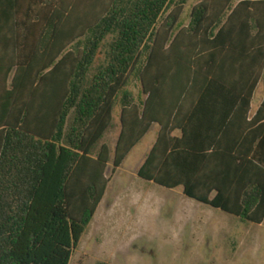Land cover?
<instances>
[{"label": "trees", "instance_id": "16d2710c", "mask_svg": "<svg viewBox=\"0 0 264 264\" xmlns=\"http://www.w3.org/2000/svg\"><path fill=\"white\" fill-rule=\"evenodd\" d=\"M188 1L0 0V264H69L152 125L139 179L262 224L264 0Z\"/></svg>", "mask_w": 264, "mask_h": 264}, {"label": "rangeland", "instance_id": "374dc122", "mask_svg": "<svg viewBox=\"0 0 264 264\" xmlns=\"http://www.w3.org/2000/svg\"><path fill=\"white\" fill-rule=\"evenodd\" d=\"M197 1H188L183 24ZM117 117L118 108L94 154L102 143L112 151L119 132ZM156 132L157 126H151L113 175L109 163L105 197L69 264H264V221L242 222L184 197L180 188L167 190L136 177Z\"/></svg>", "mask_w": 264, "mask_h": 264}, {"label": "crops", "instance_id": "0c3cea01", "mask_svg": "<svg viewBox=\"0 0 264 264\" xmlns=\"http://www.w3.org/2000/svg\"><path fill=\"white\" fill-rule=\"evenodd\" d=\"M186 25V24H185ZM262 82H264V70H263V72H262V75H261V77H260V79H259V81H258V83H257V85H256V87H255V89H254V91H253V93H252V97H251V102H250V114H249V116H250V118L255 114V112L258 110V108H259V106H260V104L262 103V101H263V98H264V84L262 85V91L261 92H258V89H259V86H260V84L262 83ZM261 89V88H260ZM229 93H231V92H229ZM223 104H220V103H218L217 104V106L215 107V109H219V110H221V109H224V108H226V106H222ZM233 108V107H232ZM235 108V107H234ZM152 126H157V125H152ZM151 128V127H150ZM157 132H158V126H157ZM157 132H156V135H157ZM107 133V132H106ZM147 134V133H146ZM144 138V137H143ZM142 138V139H143ZM155 139H156V137H155ZM155 142V141H154ZM151 149V148H150ZM149 152V151H148ZM147 152V153H148ZM147 153L144 155V157L142 158V161H141V163H140V165H138L137 167H136V171L138 170V168L141 166V164L143 163V161H144V159H145V157H146V155H147ZM137 177V176H136ZM138 178V177H137ZM139 179V178H138ZM141 180V179H140ZM143 181V180H142ZM146 182V181H145ZM148 183H151V182H148ZM153 185H154V183H152ZM155 186H157V185H155ZM181 189V192H182V188H180ZM183 195V194H182ZM105 197V194H104V196H103V198ZM103 200V199H102ZM101 200V201H102ZM210 208V207H209ZM212 209V208H211ZM221 212V211H220ZM225 214V213H224ZM230 216V215H229Z\"/></svg>", "mask_w": 264, "mask_h": 264}]
</instances>
